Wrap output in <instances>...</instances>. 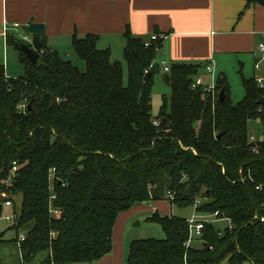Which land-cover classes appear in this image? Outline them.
Segmentation results:
<instances>
[{"label":"trees","instance_id":"1","mask_svg":"<svg viewBox=\"0 0 264 264\" xmlns=\"http://www.w3.org/2000/svg\"><path fill=\"white\" fill-rule=\"evenodd\" d=\"M125 37L127 83L122 62L99 47L97 34L73 37L85 71L50 47L45 34L35 64L22 39L8 40L20 51L25 73L9 77L0 66V216L3 195L21 199L11 228L28 226L23 263L94 264L112 252L121 212L162 200L188 208L200 197L198 212L219 211L237 228L220 233L208 224L204 246L187 248L188 219L155 211L148 221L159 224L165 237L133 240L126 264H264V189H256L264 186V137L257 152L249 141L254 120L264 136V88L242 77L246 94L234 102L227 78L220 77L214 97L203 86L193 87L202 65L172 63L164 76L170 99L154 117L157 54L164 40L146 47L129 30ZM162 120L171 129L164 130ZM52 194L61 211L56 218L50 214Z\"/></svg>","mask_w":264,"mask_h":264},{"label":"crops","instance_id":"2","mask_svg":"<svg viewBox=\"0 0 264 264\" xmlns=\"http://www.w3.org/2000/svg\"><path fill=\"white\" fill-rule=\"evenodd\" d=\"M249 1L0 0V66L5 68L7 76L13 77L8 73L11 66L8 40L22 39L24 35L33 39L28 30L29 23L33 22L45 25V39L53 49L52 43L62 38L73 41L74 35L97 34L101 45L126 43L128 30L145 40L159 32L164 41L157 62L162 66L164 63L169 66L200 64L199 76L204 85H209L204 83V75L226 77L229 82V72L233 69L241 75V80L252 72L256 79L262 77L257 75L259 69L255 64L261 58L259 44L264 43V5ZM11 45L20 61V51ZM107 48L113 53L112 45ZM209 63L214 67L213 73L205 71ZM162 202L171 204L169 200ZM149 206V203L138 204L118 215L112 234V252L94 264H126L133 241L129 239V225L134 216L148 221L158 211L142 215ZM160 214L175 215L172 205Z\"/></svg>","mask_w":264,"mask_h":264},{"label":"rangeland","instance_id":"3","mask_svg":"<svg viewBox=\"0 0 264 264\" xmlns=\"http://www.w3.org/2000/svg\"><path fill=\"white\" fill-rule=\"evenodd\" d=\"M54 49H56L61 56L71 61L75 66H77L80 70L85 71L86 70V63L78 57L76 54L72 41L69 38H62L58 39L55 43H52ZM110 45L113 46V53L112 58L114 60L121 61L124 68V79L125 82H128V72H127V63L125 59V46L126 43H118L113 42L112 44L102 43L99 45L101 49H105L109 47ZM103 47V48H102ZM16 51L14 50L13 46H9V56H10V69L8 71L9 74H11L13 77H20L23 76L25 73L24 66L19 61L18 57H16ZM230 77L229 82L231 86V98L234 102L241 101L246 94L245 88L242 85L241 75L238 74V72H234L233 70H230ZM257 75H260L264 77V64L262 66V69L257 70ZM165 72L161 71L160 73L155 74L154 78V87H153V93H152V114L154 117H156L159 114L160 108L162 104L164 103L165 97L170 99L171 89L169 85L167 84L165 80ZM245 78H253L254 73L249 75H244ZM218 80V76L212 77L211 75H204V83L205 84H215ZM214 97H218V93L216 92L213 94ZM251 128L250 133L251 136H254L257 141L263 140V127L259 120H254L251 122ZM20 198H15L13 202V206H4L3 205V213L0 216V234L4 233L3 238L5 242L0 243V264H35L33 263H22L19 258V252L17 246L13 243V240L17 238V236H20L21 234H26L28 230V226L25 229H21L20 231H17L11 226L14 224V213L15 211L19 212L20 209ZM4 204V203H3ZM148 210L143 212L142 215L149 213V211L158 210L160 212H163L164 210L170 209V206L172 204H169L168 202H158L155 203L154 201L149 202ZM173 207V212L175 215H179L184 218H189L193 214H196V211L194 210L193 206L188 208H179L176 206ZM154 213V212H153ZM212 215V213H209ZM209 214H202L199 212L198 215L200 216H206L209 217ZM7 216L12 217L11 221H8L6 219ZM140 222V224H138ZM226 221H221L214 223L212 225H215L220 232V229L223 231L226 229L227 226ZM32 224H30L31 226ZM130 232H129V239L136 240V239H149V238H156V239H163L165 237V233L162 230V227L151 221H147L146 219L141 220L138 217H133L132 221L129 225ZM189 232V231H188ZM54 236V233H52V237ZM203 247L204 243H199L197 240L193 241L191 244V247ZM40 256V255H39Z\"/></svg>","mask_w":264,"mask_h":264},{"label":"built area","instance_id":"4","mask_svg":"<svg viewBox=\"0 0 264 264\" xmlns=\"http://www.w3.org/2000/svg\"><path fill=\"white\" fill-rule=\"evenodd\" d=\"M4 31L7 33V26L5 27ZM159 39H163V36L161 34H153L148 40H145V46L149 47L150 44L152 43V41L155 40H159ZM22 40L32 46L33 43V39L30 38L27 35L22 36ZM259 50L261 52V58L260 60L255 64L256 69H261V67L264 64V43H260L259 44ZM153 67V65H151L146 72H149V70ZM162 69L164 72H168L170 70V66L167 63H164L162 66ZM214 67L211 63L205 65V71L207 73H213ZM258 84L260 87L264 88V77H258L256 78ZM198 86H203L205 91L207 92H211L213 94H215V90H216V84H209V85H204L203 84V80L201 76H198V78L196 79L195 83L193 84V87H198ZM20 108L25 111L27 109L26 104H21ZM153 124L156 127H160L161 126V121L155 120L153 121ZM250 143L252 144V150L257 152L258 148H257V139L254 136H250L249 139ZM16 170H17V164L16 162H14V166L12 168V178L15 177L16 175ZM55 174H56V170L53 168L50 170V179L54 180L55 178ZM244 180V179H243ZM256 189L258 190H263L264 186L262 184H258L256 186ZM3 197L5 198V201L3 202L4 206H13V201L9 198H7L6 195H3ZM168 197H172V194L170 192H168ZM56 196L54 194H52L51 198H50V214L52 217H58L61 215V211L59 209H57L56 207H54L53 205V201L55 200ZM202 203V198L198 197L195 200V203L193 205L194 210L196 211V214H193L189 219H188V223H189V235H188V241L186 243L187 248H189L192 244L193 241L197 240L199 243H204L205 239H204V235H205V229L207 228L208 224H214L217 222H221V221H226L228 224L226 226L227 229H229L230 231H233L237 228V225L232 221L231 218L229 217H225L223 214H221L219 211H216L214 213H212V215H210L209 213H202V214H209V217L206 216H200L198 215L199 212L197 211V208L199 207V205ZM258 216L255 215L253 220L251 222H254L255 220H257ZM6 219L8 221H11L12 217L7 216ZM261 221L264 222V217H261ZM223 232L222 230L220 231V233ZM26 240V234H21L18 238L17 244H18V249L19 251V256H20V260L22 261V256H21V243L24 242ZM211 250H213V247H210ZM254 261L251 260L249 263L250 264H254ZM224 264H229V263H224Z\"/></svg>","mask_w":264,"mask_h":264},{"label":"water","instance_id":"5","mask_svg":"<svg viewBox=\"0 0 264 264\" xmlns=\"http://www.w3.org/2000/svg\"><path fill=\"white\" fill-rule=\"evenodd\" d=\"M28 30L33 34V43L32 46L23 43L21 45L24 50L26 57L33 63H37L40 58V52L42 49V42L40 40V36L45 34L46 28L44 24L40 23H29ZM157 72L161 71V64L159 62L156 63ZM226 94L224 90H221L219 94V102H223L225 100ZM259 102L264 105V96L260 97ZM162 125L164 130L171 129V125H167L165 120H162ZM168 178L166 177L163 181H166ZM140 224V222H138Z\"/></svg>","mask_w":264,"mask_h":264}]
</instances>
